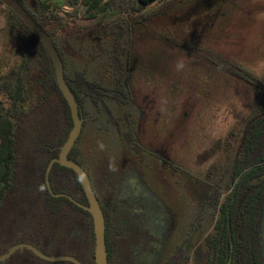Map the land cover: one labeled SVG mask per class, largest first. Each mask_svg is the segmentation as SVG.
<instances>
[{
	"label": "trees",
	"instance_id": "obj_1",
	"mask_svg": "<svg viewBox=\"0 0 264 264\" xmlns=\"http://www.w3.org/2000/svg\"><path fill=\"white\" fill-rule=\"evenodd\" d=\"M13 1L51 37L80 116L90 106L110 121L114 119L113 110L124 112L131 104L127 81L131 15L139 14L143 22L148 21L161 10L141 15L145 7L170 0H68L74 7L71 12L59 11L60 6L44 0ZM78 2L81 13L76 10ZM8 10L16 25L9 42L19 46L20 64L9 104L4 112L0 108V256L16 244H27L46 257L69 256L80 264H95L90 214L66 197L52 196L45 184L46 167L57 158L72 128L68 105L58 89L44 46ZM109 10L129 16L85 31V40L79 37L90 47L85 56L53 39L51 25L63 23L59 12L74 20H93ZM0 63L1 68L2 59ZM231 75L259 88L261 93L240 128L226 140L228 161L215 174L207 195L213 231L204 240V250L196 255L198 264H264V84L241 69L233 68ZM121 118L126 120L124 113ZM78 139L67 159L81 166L75 152ZM48 183L53 194H65L87 205L73 170L52 164ZM120 196V205L114 202L112 215L99 204L105 224L107 263L181 264L176 256L153 258L160 251L154 243L161 234L162 222L149 212L151 206L123 205V199L128 198L123 193ZM136 198L132 193L129 199ZM149 214L151 217L145 218ZM184 249L181 253L188 259L190 251ZM4 262L73 264L42 260L26 248L16 250L0 264Z\"/></svg>",
	"mask_w": 264,
	"mask_h": 264
},
{
	"label": "rangeland",
	"instance_id": "obj_2",
	"mask_svg": "<svg viewBox=\"0 0 264 264\" xmlns=\"http://www.w3.org/2000/svg\"><path fill=\"white\" fill-rule=\"evenodd\" d=\"M44 1L60 6L62 12L71 7L68 0ZM200 1L153 3L141 15L161 13L145 22L139 14L131 15L127 81L132 108L113 110L114 119L109 121L88 106L75 147L97 199L110 215L127 189V179L139 178L145 200L159 204H150L149 212L169 226L165 258L174 255L181 264H198L196 255L213 231L207 195L215 174L228 161L226 140L240 128L261 93L231 71L241 69L264 84V0H223L214 6ZM75 6L81 13L79 2ZM58 15L63 23L51 25L53 39L74 47L81 56L90 49L79 39L85 40V31L129 16L114 10L93 20ZM15 26L8 8L0 3L3 112L20 64L19 46L9 42ZM122 113L134 124L129 131L133 143L122 135L126 129ZM183 248L190 251L188 259Z\"/></svg>",
	"mask_w": 264,
	"mask_h": 264
},
{
	"label": "water",
	"instance_id": "obj_3",
	"mask_svg": "<svg viewBox=\"0 0 264 264\" xmlns=\"http://www.w3.org/2000/svg\"><path fill=\"white\" fill-rule=\"evenodd\" d=\"M1 2L9 8L18 18L27 26L31 32L37 36L39 41L44 46L50 60L52 63V67L54 69L55 80L60 90L63 98L65 99L69 111L70 116L72 119V128L68 134V137L65 143L62 145L59 155L56 159L51 160L45 170V184L48 189V192L55 197H66L71 200L75 205L81 207L85 211H87L92 219L93 225V235H94V249H93V256H94V263L95 264H108L107 257H106V249H105V224H104V217L102 210L98 204V201L94 195V192L91 187L90 180L85 173V171L77 164L69 161L67 159V155L71 148L73 147L75 141L77 140L82 126V120L79 117V108L75 99L73 98L72 94L70 93L63 73V65L58 56V53L55 49L53 41L51 37H49L41 28H39L27 15V13L13 0H1ZM57 163L60 166L65 168L71 169L76 174L79 182L81 184L83 193L87 200V205H82L73 200L71 197L65 194H53L51 188L48 183V175L51 169L52 164ZM26 248L32 251L36 256L40 259L49 261V262H59V261H67L73 264H80L76 259L69 257V256H62V257H46L45 255L41 254L37 249L32 247L31 245L27 244H16L12 246L5 254L0 256V262L5 261L8 259L16 250Z\"/></svg>",
	"mask_w": 264,
	"mask_h": 264
},
{
	"label": "flooded vegetation",
	"instance_id": "obj_4",
	"mask_svg": "<svg viewBox=\"0 0 264 264\" xmlns=\"http://www.w3.org/2000/svg\"><path fill=\"white\" fill-rule=\"evenodd\" d=\"M130 108H132V104H130L125 110H129ZM85 116H86V114L83 116V117H81L80 116V112H79V117L81 118V120H82V126H81V131H82V128H83V126H84V120H85ZM125 117H126V120L124 119L123 121H122V123H124V127H126V129H124L125 131H124V133H122V135H123V137L124 138H127V140L129 141V142H132L133 143V141L129 138V131H130V127L131 126H133L134 124H133V122H131L130 121V117H129V115L127 114V115H125ZM113 125L114 126H116V127H118L119 125H118V123L116 122V121H113ZM118 130V129H117ZM80 131V132H81ZM59 155V154H58ZM58 157V156H57ZM80 166V165H79ZM83 170H84V168L82 167V166H80ZM85 171V170H84ZM86 173V172H85ZM87 174V173H86ZM87 176H88V174H87ZM88 178H89V176H88ZM89 180H90V178H89ZM138 180H139V178L138 177H133V178H128L127 179V182H126V186L128 187L127 189H128V191H127V193H124V190H123V195H126L127 196V198L128 199H123V201H125V202H122L121 204H123V205H131V206H137V205H142V206H144V205H149L150 206V204L152 205V204H155L156 203V201L153 199V201L152 202H149V201H145V200H143V199H141V198H143L144 197V195H143V193H141L142 194V197L140 198L139 197V194H140V190H141V185L138 183ZM90 183H91V181H90ZM139 185V186H138ZM91 187H92V184H91ZM127 189H125V192H126V190ZM92 190H93V188H92ZM131 190H132V193L135 195V197H137L136 199H129V198H131L132 197V193H130L131 192ZM94 192V191H93ZM94 195H95V193H94ZM95 197H96V195H95ZM145 198V197H144ZM96 199H97V197H96ZM118 199H119V197H118ZM117 200V199H116ZM158 201H160V199H157ZM87 201V200H86ZM97 201H98V204H100L99 203V200L97 199ZM115 203H116V201H115ZM117 204L118 205H120L118 202H117ZM157 205H159V204H155L154 206H157ZM100 206V205H99ZM101 208V207H100ZM139 211H141V209H139ZM147 217H151L150 216V214L149 215H146L145 216V218H147ZM161 228H163L162 230H160V235H159V238H158V240L157 241H155V243H154V245L158 248V250H156V251H159V252H155L154 254H153V258H161V259H167V258H165V255H164V252H163V250H164V243H165V241H166V233H167V231H168V229H169V226H168V224H165L164 222L163 223H161ZM157 253H159V254H157ZM174 256V255H173ZM173 256H171V257H173ZM106 257H107V254H106ZM93 259H94V256H93Z\"/></svg>",
	"mask_w": 264,
	"mask_h": 264
},
{
	"label": "crops",
	"instance_id": "obj_5",
	"mask_svg": "<svg viewBox=\"0 0 264 264\" xmlns=\"http://www.w3.org/2000/svg\"><path fill=\"white\" fill-rule=\"evenodd\" d=\"M209 1L212 2V5H211V6H214L216 2H219V3H221V4L224 3L223 0H201L200 2H203V3H209ZM207 5H208V4H207ZM211 6L208 5V7H211ZM203 11H204V10H203ZM206 12H207L208 14H210V16H211V13H210L209 10H207Z\"/></svg>",
	"mask_w": 264,
	"mask_h": 264
},
{
	"label": "built area",
	"instance_id": "obj_6",
	"mask_svg": "<svg viewBox=\"0 0 264 264\" xmlns=\"http://www.w3.org/2000/svg\"><path fill=\"white\" fill-rule=\"evenodd\" d=\"M73 9H74L73 7H66V6L63 7L64 12L73 11Z\"/></svg>",
	"mask_w": 264,
	"mask_h": 264
},
{
	"label": "clouds",
	"instance_id": "obj_7",
	"mask_svg": "<svg viewBox=\"0 0 264 264\" xmlns=\"http://www.w3.org/2000/svg\"><path fill=\"white\" fill-rule=\"evenodd\" d=\"M178 67H183V65H182V64H180V65H178Z\"/></svg>",
	"mask_w": 264,
	"mask_h": 264
}]
</instances>
